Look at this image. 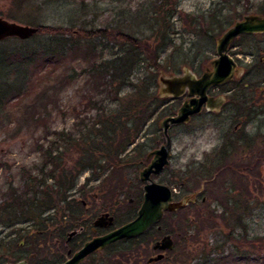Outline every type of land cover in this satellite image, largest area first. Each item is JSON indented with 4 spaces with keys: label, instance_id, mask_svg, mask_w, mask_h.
<instances>
[{
    "label": "rangeland",
    "instance_id": "rangeland-1",
    "mask_svg": "<svg viewBox=\"0 0 264 264\" xmlns=\"http://www.w3.org/2000/svg\"><path fill=\"white\" fill-rule=\"evenodd\" d=\"M263 5L264 0H0V17L35 26L45 24L65 27L73 25L75 29L108 28L141 37L150 45L149 48L136 50L111 38L88 41L78 38L76 33L74 36L34 38L33 43H44L46 39L47 45L50 44L52 49L61 53L59 64L53 67L48 65L47 71L35 72L28 82L26 92L29 99H35L39 92L52 86L48 82L50 75H63L54 85L60 109L45 120L51 133L55 129H70L77 116L78 119L84 116L77 114L82 111L88 98L95 97L93 89L86 84L87 61L81 51L91 49L93 54H103L106 58L130 52L131 57H136L132 66L135 69L133 83L142 78H155L154 89L159 93L160 72L182 74L189 68L201 75L212 67L211 61L216 56V40L221 34L245 14L264 15L260 12ZM214 15H218L219 19L224 16V20L218 22L219 25L223 23L224 28L218 27L211 31L212 35H208L205 30L207 20ZM230 53L238 60L243 72L233 82L211 91L214 95L225 94L223 108L221 111L205 110L189 123L173 126L170 130L171 163L162 173L153 176L155 181L172 186L178 198L199 192L198 204L201 207V210L197 206L189 207L169 215L170 219L166 217L172 227L176 226L175 235L178 233L179 220L189 226L191 224V227L187 235V226L183 234H178L179 240L175 239L170 261L163 260L158 264H171L175 256L178 257L177 264H215L221 257H225L227 264H264V33L245 38L240 35L231 44ZM156 61L163 65L162 69L154 66ZM66 73H70L72 78H67ZM132 87L134 85L127 82L123 90L129 91ZM233 87L236 88L232 90ZM116 89L117 86L113 91ZM164 98L167 100H162L164 104L146 124L137 140L140 144L138 149L143 152L136 150L126 155L128 161L137 160L122 170L127 180H132L130 196L133 200L130 201L128 194L120 191L111 195L104 191L102 186L105 184L106 187L112 176L102 185L95 180L85 183L86 177L91 175L90 171L85 172L76 190L72 191L75 195L71 198L73 202H70L81 207L82 221L86 225L82 230L81 224L76 226L78 234L71 242L82 238L84 243L90 239L95 234L93 221L102 212L113 213L118 225L128 217L124 214L125 210L131 211L136 205V199L140 198V187L143 189L144 185L139 172L148 164L147 154L167 140L160 122L164 117L174 115L184 101V97ZM8 122L10 124V120ZM10 125L13 126V122ZM43 134L34 129H24L14 137L12 132H0V196L2 188L11 186L21 189L22 171L26 168L35 171L39 166L42 160L40 153L35 151V143L38 139L42 141ZM79 155L76 148L65 150L62 165L69 175ZM244 162L250 166L234 170L237 176L229 167L220 168L221 165L232 167L235 163ZM59 171L61 167L57 174ZM182 181L185 184L181 185ZM54 182V178L48 181L52 187ZM240 183L242 189L239 188ZM205 197L207 199L202 205L201 201ZM66 204L69 207L65 202L57 203V209L66 215L59 219L66 220L65 223L73 217L70 216L72 210H68ZM110 205H115L113 211ZM199 211L203 218L209 217L210 221L198 220ZM56 212L51 210L47 213L56 218ZM185 215L184 220L182 216ZM9 231L0 225L1 236ZM52 241L41 248L38 256L41 264H48L58 255L55 248L49 246ZM119 245L123 247L124 243ZM133 250L134 246L128 249L129 252ZM112 251L111 248L106 254L111 255ZM72 255L66 252L58 264ZM103 255L105 253L94 254L80 264H118L117 261H121V264H134L133 258L126 262L119 256H113L111 260L104 261ZM10 256H7L6 262L19 261Z\"/></svg>",
    "mask_w": 264,
    "mask_h": 264
},
{
    "label": "trees",
    "instance_id": "trees-1",
    "mask_svg": "<svg viewBox=\"0 0 264 264\" xmlns=\"http://www.w3.org/2000/svg\"><path fill=\"white\" fill-rule=\"evenodd\" d=\"M260 12L264 13V5ZM223 18V15L220 19L218 15H214L207 20L206 34L212 35L211 31L218 27L223 29V23L218 24L220 20H224ZM37 26L39 27L38 33L31 39L23 40L12 37L0 41V132H12V137L24 129L27 131L34 129L35 132L44 133L41 136L42 141L38 139L35 143V151L40 153L42 160L39 166L35 168L36 172L33 168H26L22 171L21 189H14L11 186L1 189L0 225L2 224L4 228L10 231L3 236L0 232V264H5L7 256L10 255L17 260L27 259L31 264H41L38 256L42 246L46 247L50 240H53L49 244L50 248H55L58 255L48 264H58L63 260V256L69 248L75 251L82 245V238L76 239L74 243L70 241L67 245L66 239L68 237L66 234L70 230L76 229V226L82 221V209L77 204L71 203L73 202L71 200L72 195L69 193L76 190L79 179L85 172H91V175L86 177L85 183L95 180L99 182V185H102L112 176L106 187L105 184L102 186L104 191L109 192V195L120 191L122 194H128L130 199L132 180H127L122 170L129 166V163L135 164L137 160L128 161L126 155L136 150L143 152L138 149L140 144L137 140L142 135L146 124L164 104L163 101L167 100L155 92V78L152 80L142 78L141 81L133 83L132 75L135 69L132 66L136 57H131L130 52L114 58H106L103 54H93L91 49H86L81 51L82 57L86 58L87 61L86 84L93 89L95 97L88 98L81 109L82 111L77 114L84 116L81 119H78L79 116H77L70 129L67 131L66 129H55L49 133V127L45 124V120L60 109L58 93L54 85L63 75L61 77L50 75L48 82L52 86L39 92L35 99H29L26 92L29 86L28 82L36 73L46 70L48 65L53 67L59 64L61 53L57 49H52L50 44L47 45L46 39L44 43H33L34 38L40 36H49L50 38L74 36L76 33L78 38L88 41L96 38H111L136 50L149 48L150 45L145 43L141 37L129 35L124 31H111L108 28L88 29L82 27L75 29L73 25L65 27V25L45 24H38ZM252 35L259 34L242 35V38ZM88 56L89 58H87ZM38 66L39 69H37ZM154 66L158 69L163 68V65L157 61ZM71 76L70 73L66 75L67 78H72ZM127 82L132 83L134 87L129 91H124L123 86ZM115 86H117V91H113ZM235 88L233 87L232 90ZM86 90L89 88L84 91ZM15 106L16 109L14 110ZM10 107L11 109H8ZM9 120L10 124L13 122V126L9 124ZM131 146L133 147L131 148ZM70 147L78 149L80 155L69 175L62 163L65 150ZM249 166L250 164L244 162L235 163L232 167L225 164L221 165L220 168L229 167L237 176L234 170L241 167L249 168ZM59 167H61V171L57 174ZM70 177L71 181H69ZM52 178L55 179L53 187L48 183L49 179ZM239 188H243L241 183ZM139 192L140 198L136 199V205L131 208V211L125 210L124 212L129 217L143 200L142 187H140ZM218 198L220 200V197ZM58 202L68 203L69 207L67 204L65 207L72 210L70 216L73 217L71 216L72 218L67 223L64 222L66 220L59 219L65 218L66 215L64 216L62 211L57 209ZM114 206L110 205L112 211ZM189 207H196V205ZM186 208L180 209V211H184ZM51 210L57 211L56 218L47 213ZM175 213L168 212L167 216H172ZM203 217L202 212L199 211L198 220L210 221L209 217ZM182 218L185 220L186 215ZM83 224L85 226L86 222L84 221ZM185 226H187L185 233L187 235L191 224L189 226L188 223L184 221L181 223L179 220L178 233L175 235L176 226L172 227V224L165 219L163 232H171L175 237L174 239L178 241V234L185 232ZM184 239L185 237L182 238V240ZM127 253H118L119 258L126 262L129 261L132 252ZM177 259L178 257L175 256L171 264H177ZM117 263L121 264L122 262L117 261ZM215 264H227V260L225 257H221L219 262L216 261Z\"/></svg>",
    "mask_w": 264,
    "mask_h": 264
},
{
    "label": "water",
    "instance_id": "water-1",
    "mask_svg": "<svg viewBox=\"0 0 264 264\" xmlns=\"http://www.w3.org/2000/svg\"><path fill=\"white\" fill-rule=\"evenodd\" d=\"M39 27L35 25L20 24L0 17V41L17 37L23 40L30 39L38 33ZM264 33V15L245 14L243 18L234 21L216 40V56L211 61L212 67L207 68L200 76L192 69L186 68L182 74H159V96L173 99L186 96L174 115L164 117L160 122L165 143L149 152L147 159L150 162L139 172L143 185L144 197L137 217L117 228L91 238L62 264H80L89 255L103 250L109 245L125 238L140 236L152 224L159 222L166 210L175 211L195 201L192 197L175 200L174 190L171 186L157 182L153 176L162 173L171 163L172 137L170 130L190 122L193 116L201 114L204 109L219 111L226 101L224 95L215 97L210 95L211 89L233 80L242 74L236 58L231 55L230 47L240 35ZM115 218L106 212L100 215L94 225L97 227H110ZM174 241L171 235H166L157 242L156 247L162 250L172 249ZM161 256V255H160ZM160 258V257H159ZM158 258V259H159ZM5 264H31L27 259L8 261Z\"/></svg>",
    "mask_w": 264,
    "mask_h": 264
},
{
    "label": "flooded vegetation",
    "instance_id": "flooded-vegetation-1",
    "mask_svg": "<svg viewBox=\"0 0 264 264\" xmlns=\"http://www.w3.org/2000/svg\"><path fill=\"white\" fill-rule=\"evenodd\" d=\"M214 88H218V87H214ZM213 89H211V91ZM211 91H210V95H213L215 97H218L220 95H224L225 96V94H222V93L218 94V95H214V94H212ZM187 95L188 94H186V96L185 95L183 96L184 100L188 98ZM223 106L221 107V109L223 108ZM221 109L219 111H221ZM205 110L206 109H204L203 111H205ZM206 111H208V110H206ZM208 112H211V111H208ZM196 116H198V115L193 116L192 119L195 118ZM146 159H147V157H146ZM149 162H150V159H149L148 163ZM183 184H185V183H183ZM171 188L174 190L175 200H181L183 198H188V197H192L193 199H195V201L189 202L188 205H186V206H184L182 208H179L178 210L186 208V207H187L186 209H188V207L190 205H196L197 207H199V204H198L199 203V196H200L199 192H195L194 195H192V196L186 195L184 197L178 198V194L176 193L177 191L172 186H171ZM69 194L72 195V197H73V195H75L74 192L73 193L70 192ZM143 195H144V192H143ZM143 195H142V197H144ZM206 199H207V197L202 199V201H201V202H203L202 205L205 203ZM131 200H133V198L132 199L130 198V201ZM142 202H143V200H142ZM142 202L140 203V206H141ZM140 206H138L135 210H133L131 212V214H132L131 217H129V215H128V217L125 219V221L123 223H121V224H118V225H117L116 217H115V215L113 213H111L110 211L102 212L100 215H102L103 213H106V212H108L111 215H113L114 218H115V223L112 226H110V227H97V226L94 225V221L100 215L96 216V218L93 221V225H94V228H93L94 231L93 232L95 234H93V236H91V238H93L95 236H98V235L105 234V233H107V232L117 228L118 226H121V225L127 223V222L129 223V221H131V220H133L134 218L137 217V214H138ZM199 209H200V207L198 208V210ZM178 210H175V211L166 210L165 213H163L164 214L163 218L159 222H157L155 224H152V226H150V228H148L145 232L140 234V236L137 235L135 237H131V238L129 237V238H125L123 240H120V241H118L116 243H113V244L109 245V247H106L103 250L97 251V252L89 255L88 258L90 256L94 255V254H97V253H100V254L105 253V256L103 255L104 256L103 260L104 261H109V259L111 260V257L119 256L118 253H120V252H123V253L128 252L127 254H129L131 251L129 252L128 249L134 246L135 250H133L134 252H132V255L130 256V258H133L134 264H158V263H160L163 260H166L167 262L170 261V259H171L170 252H172V250L175 247V245H174L175 244V239H174L173 234L171 232H166V233L163 232V229H164L163 228V221L166 219L168 212H172L173 213V212H177ZM168 219H170L169 216H168ZM83 222L84 221L79 222V224L82 225L81 228H80L81 230L83 229V227H85ZM77 234H78V230L73 229V231L69 234L68 238L66 239L67 240L66 244L67 243L69 244L70 241H73L72 239H74ZM166 235H171V237H172V239L174 241V244H173L174 247L172 249H165V250L157 248L156 247L157 242L162 240V238L165 237ZM90 239H88V240H90ZM88 240H86V241H88ZM84 243H82V245L80 247H78L77 250L80 249L83 246ZM120 243H124L123 247L119 245ZM126 243H129V244L131 243V245H129V246L125 245ZM132 244H133V246H132ZM111 248H112V250H114L111 253L112 256L109 253L106 254V252H108V250H111ZM77 250L75 249V251H74V250H72V248H69L68 251H67V254H71L72 255ZM88 258L86 260H88ZM130 264H133V263H130Z\"/></svg>",
    "mask_w": 264,
    "mask_h": 264
}]
</instances>
